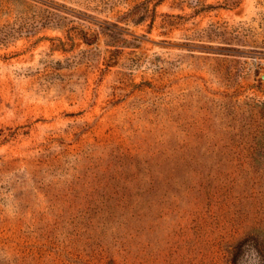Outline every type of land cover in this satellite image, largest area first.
<instances>
[{
	"label": "rangeland",
	"instance_id": "1",
	"mask_svg": "<svg viewBox=\"0 0 264 264\" xmlns=\"http://www.w3.org/2000/svg\"><path fill=\"white\" fill-rule=\"evenodd\" d=\"M0 264H264V0H0Z\"/></svg>",
	"mask_w": 264,
	"mask_h": 264
}]
</instances>
